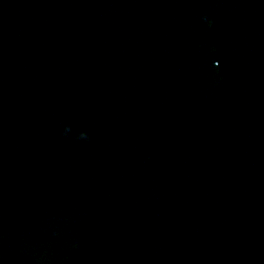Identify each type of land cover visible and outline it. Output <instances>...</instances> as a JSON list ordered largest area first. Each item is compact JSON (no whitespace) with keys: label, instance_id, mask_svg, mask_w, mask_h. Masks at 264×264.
<instances>
[{"label":"water","instance_id":"obj_1","mask_svg":"<svg viewBox=\"0 0 264 264\" xmlns=\"http://www.w3.org/2000/svg\"><path fill=\"white\" fill-rule=\"evenodd\" d=\"M0 264H264V0L2 7Z\"/></svg>","mask_w":264,"mask_h":264},{"label":"snow or ice","instance_id":"obj_2","mask_svg":"<svg viewBox=\"0 0 264 264\" xmlns=\"http://www.w3.org/2000/svg\"><path fill=\"white\" fill-rule=\"evenodd\" d=\"M216 63H217V64H219V63H220V61H219V60H217V61H216Z\"/></svg>","mask_w":264,"mask_h":264}]
</instances>
